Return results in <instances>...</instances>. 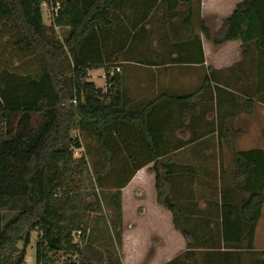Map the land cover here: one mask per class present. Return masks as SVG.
<instances>
[{
    "label": "trees",
    "instance_id": "trees-1",
    "mask_svg": "<svg viewBox=\"0 0 264 264\" xmlns=\"http://www.w3.org/2000/svg\"><path fill=\"white\" fill-rule=\"evenodd\" d=\"M58 2L60 8L55 12ZM126 4L125 0H0V21L17 32L16 39L7 41L6 46L20 48V59L26 58L23 74L8 67L0 74V264H25L31 234L36 230L40 231L36 264H124L118 249L122 246L121 190L151 161L134 163L131 170H125L129 176L114 174L115 181L110 176L115 172L110 170L98 169L92 174L86 157L74 156L75 149L83 146L73 131L91 133L112 159L117 122L132 116L117 112L112 102L103 101L99 106L82 102L83 91L102 93L87 81L89 69L105 67L106 79L116 78V72L111 74L116 67L99 59V43L123 35L120 13L128 9ZM44 8L51 13L50 23L45 22ZM60 28L65 30L62 39L57 36ZM203 31L210 37L205 25ZM102 36L106 38L100 40ZM129 38L123 35L119 40L124 46ZM230 40H241L243 58L250 60L256 72H250L253 82L249 83L253 85L236 81L243 90L236 98L253 92L264 100V0H242L224 19L217 41ZM108 46L105 42L107 55H113L115 51ZM227 137L226 133L224 139L231 141ZM218 145L222 147L223 140ZM229 146L230 166L226 169L221 165L213 175L219 187H215V198L205 199L217 208L216 215L214 210L210 214L206 210L214 223L207 227L212 240L202 241L198 228L183 221L184 212L173 194L172 163L155 153L152 169L157 201L173 213L174 226L186 239V251L165 264H220V259L227 263L240 260L242 250H246L250 264H264V252L255 249L264 205V149L236 151ZM76 169L79 181L87 169V183L79 188H91L95 183L118 190L111 196L117 216L103 227L97 223L92 227L88 221L91 212L102 211L99 198L84 204L73 200L70 181ZM110 246L114 251L108 250Z\"/></svg>",
    "mask_w": 264,
    "mask_h": 264
},
{
    "label": "crops",
    "instance_id": "crops-1",
    "mask_svg": "<svg viewBox=\"0 0 264 264\" xmlns=\"http://www.w3.org/2000/svg\"><path fill=\"white\" fill-rule=\"evenodd\" d=\"M125 1L128 9L119 13L125 30L123 35L130 38L124 46L119 40L123 35L99 43L100 61L120 67V71L111 81L110 77L106 79L105 67L99 68L103 69L100 77L104 80L100 85L99 76L92 73L94 69H89L87 76V81L93 82L97 90L108 83L113 88H105L98 95L83 91L82 102L88 106L112 102L117 112L132 115L130 121L124 118L117 122V132L112 138L113 160L151 162L139 169L122 189L121 256L124 264H140L141 259H148L147 264H165L186 251V239L175 228L173 213L157 201L152 169L155 153L173 165V194L184 212L183 221L198 228L199 240H212L207 227L214 223L206 210L209 214L214 210L216 215L217 208L208 205L205 200L208 198L202 197L204 194L200 195L204 191L197 192V184L205 177L212 179L219 171L210 154L211 147L221 137L225 138L226 133L228 139L235 130H252L264 100L253 92L236 98V81L253 82L249 64L243 58L241 40L217 44L213 36L204 34L206 12L202 0L199 4L198 0ZM227 1L230 4H227L226 18L242 0ZM210 10L212 18L223 17L218 6L213 4ZM116 25L113 28L118 33ZM105 42L115 51L113 55H107ZM226 51L230 53L223 62L220 55ZM81 57L88 63L86 57ZM262 115L260 124L264 123V109ZM100 152L109 159L102 147ZM132 186L135 189L131 195L137 200L129 202L126 191ZM149 192L154 198L152 202L144 197ZM140 194L143 196L138 199ZM261 218L264 219V205ZM140 226L150 228L145 245H139L136 237ZM139 246H143L142 250ZM236 262L240 263L238 259L231 263Z\"/></svg>",
    "mask_w": 264,
    "mask_h": 264
},
{
    "label": "rangeland",
    "instance_id": "rangeland-1",
    "mask_svg": "<svg viewBox=\"0 0 264 264\" xmlns=\"http://www.w3.org/2000/svg\"><path fill=\"white\" fill-rule=\"evenodd\" d=\"M227 2H228L227 0H202L203 9H205V12H206L203 22L206 26H208L210 35L213 36L217 44H220L217 41L219 39V31H220L221 26L223 25L224 19L226 18L225 15H227L228 13L227 4H230V2L229 3ZM213 4L215 6H218V9L220 13L223 15V17L221 15L218 18L216 17L217 19L211 17L210 9ZM48 10L44 8V12H45L44 18H45L46 23L51 22V13ZM64 31L65 30L62 28L59 29V31L57 32L58 38L60 39L64 38V35H65ZM16 33L17 32L11 28L9 23H4L3 21H0V74L2 73V69L4 67H8L10 70L15 71L18 74H23L24 68L22 66L23 64L22 61L26 59L25 57L23 59H20L22 58L21 53L23 52L21 51L20 48L6 46L7 41H10L9 43H11L14 39H16L17 37ZM227 53H230V52L226 51V53H223V55L222 54L220 55L221 61L224 62L227 60L228 58ZM245 62L250 64L247 66L248 69H250L249 72L252 73V70H253L254 71L253 74L255 75L256 72H255V69H252L254 67L253 66L251 67L252 64L250 60H245ZM92 73H94L93 75L95 76L96 75L99 76L97 79L98 85L104 82L102 77H100L103 73V69H99V68L94 69ZM252 84L253 83L251 82L247 83L248 86ZM105 88H108L109 90L113 87L110 86L109 83L103 88L101 87L100 90L102 94ZM234 89L240 93L241 91H243L242 87L236 82L234 83ZM243 95L244 94H241L240 97L243 98ZM261 108L264 109V105H262ZM263 109H261L259 115H257L256 117L257 122L254 124V127L252 130L238 129V130H235L234 133H232L233 135H232L231 141H234V144H232L234 146L233 147L234 150L239 151V150H246V149L255 148V147H261L264 149V138H263L264 123L260 124V122L263 119V115H262ZM260 114H261V118H260ZM39 117L40 116L38 114L34 115L35 121H38ZM73 135L75 137H79V140L81 141L82 146H83L82 148L75 149L74 156L78 158L81 156H85L87 159V167L92 174H95V170H98V169H102V171L110 170V172L111 171L115 172L113 174L109 172L111 174L110 176L113 177L114 181H115L114 174H117L118 176L120 175L122 176L124 174L125 176H129L130 174L129 171H125V170H131L134 163H125L121 161L116 162L115 160H113V157L112 159L105 158L103 155H101V152H100L101 147L99 146L95 137L91 133L86 132L85 134H81V132L78 131V129H75L73 131ZM221 139L223 140L224 145L222 147H219L220 145L215 144L216 145L215 147L213 146L211 147L210 154L213 155V159L215 160L213 162L217 164L218 169H220L221 165L226 167V169H228V167L230 166V156H231L230 149L232 147L231 146L228 147L229 141L227 142L223 137H221L220 142H222ZM122 169H124L123 171H125V173L120 174L119 170H122ZM77 171L78 169H76L75 171V174H74L75 178L70 181V185L72 186L73 200H75L79 204H84L85 202H89V201L95 202L96 199L99 198L103 206L102 211L101 212H96V211L91 212L89 214L88 221L92 227L94 226L95 223L99 225L98 227L100 226L103 227V225H106V221L111 222L115 218V216H117V212L114 211L115 207H114L113 202L111 201L112 199L111 196L115 194L118 190L115 188L107 189L101 186L97 187L95 183H93V187L91 185V188H79L80 185H84L85 183H87V176H86L87 169H85L82 174V177H83L82 181H79L80 176H79V173H77ZM214 178L216 177H213L212 179H210L209 177H205L202 181L198 182L197 192L204 191L203 193L200 194V195H203V194L205 195V196L203 195L202 197L215 198V187H219V182H217ZM82 187H85V186H82ZM133 189H135V186L130 187L126 191V198L129 202L132 200H137L133 195H131ZM205 193H209V194L206 195ZM137 196L139 197L138 199H140L143 196V194H140ZM144 197L145 199L151 202L154 200L151 192L147 193V195ZM217 199H219V195H217ZM122 200H123V194H122ZM140 228H141V231L139 232V235H136L138 244L145 245L147 243L145 239L147 238L148 232H150V228L146 226H140ZM39 237H40L39 230L32 232L31 242L27 247V255H26L27 264L37 263L36 243ZM19 245L20 247H23L22 243H19ZM122 245H123V238H122ZM139 247L142 250L143 246H139ZM107 248L109 251H114L112 246L107 247ZM118 249L121 254L122 246L119 247ZM255 249L258 251L264 250V219L262 218L260 222L258 223L257 230H256ZM245 251L246 250H242V252H239L241 253V259L239 260L240 262L239 264L241 263L246 264L250 262V258L245 255ZM202 252H205V250H202ZM198 257L200 258L201 255H198ZM147 260L148 259L146 260L141 259L140 264L149 263ZM234 260L235 259H230L227 261V263H225L223 259H220V264H233L231 262ZM234 264H237V262Z\"/></svg>",
    "mask_w": 264,
    "mask_h": 264
},
{
    "label": "built area",
    "instance_id": "built-area-1",
    "mask_svg": "<svg viewBox=\"0 0 264 264\" xmlns=\"http://www.w3.org/2000/svg\"><path fill=\"white\" fill-rule=\"evenodd\" d=\"M43 5L47 8V7H49L48 6V4H47V2H43ZM60 8V4H59V2L56 4V7L54 8V10L53 11H55V12H57L58 11V9ZM120 71V67H116V68H114L112 71H111V74H114L115 72H119ZM77 237H80V232L77 234ZM42 264H48V263H42ZM56 264H58V263H56Z\"/></svg>",
    "mask_w": 264,
    "mask_h": 264
}]
</instances>
